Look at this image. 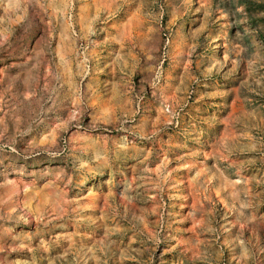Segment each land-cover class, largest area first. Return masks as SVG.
I'll return each mask as SVG.
<instances>
[{
	"label": "rangeland",
	"instance_id": "rangeland-1",
	"mask_svg": "<svg viewBox=\"0 0 264 264\" xmlns=\"http://www.w3.org/2000/svg\"><path fill=\"white\" fill-rule=\"evenodd\" d=\"M0 264H264V0H0Z\"/></svg>",
	"mask_w": 264,
	"mask_h": 264
}]
</instances>
